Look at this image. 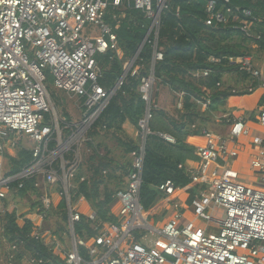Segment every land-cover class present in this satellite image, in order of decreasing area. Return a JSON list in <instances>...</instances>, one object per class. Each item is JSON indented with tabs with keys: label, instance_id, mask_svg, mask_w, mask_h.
<instances>
[{
	"label": "built area",
	"instance_id": "1",
	"mask_svg": "<svg viewBox=\"0 0 264 264\" xmlns=\"http://www.w3.org/2000/svg\"><path fill=\"white\" fill-rule=\"evenodd\" d=\"M167 2L0 0V212H4L3 200L14 183L18 189L23 181L32 179L37 180L35 188L59 185L66 202L71 250H62L58 241L51 240L49 232L35 231L33 236L44 238L65 264H264V137H251L250 127L253 122L264 129V71L255 69L248 57L230 62L238 64L240 73L250 78L247 84L241 81L239 87L246 86L249 93L262 90L263 104L251 116H228L225 135L201 131L203 143L195 147L197 166L187 169L191 185L180 188L164 183L158 187L163 194L160 213H167L160 230L149 221L151 211L144 212L140 205L144 146L151 134V107H156L152 101L153 68L163 60L158 32ZM215 5L210 0L205 7L207 26L226 23V14L215 11ZM131 10L140 11L150 20V26L136 59L133 61V56L125 63L126 75H137L133 66L152 36V68L150 75L141 79L140 86L147 108L139 122V149L131 154L125 187L113 196L115 202L110 212L117 218L116 223L94 226V236L80 239L76 238L74 226L82 214L70 203L71 181L89 153L88 131L126 76L112 90H104L99 83L102 71L97 57L114 52L122 59L116 30ZM244 14L249 16L250 12ZM242 29L247 32L248 26L243 25ZM207 75L204 71L195 76ZM235 78L239 79L236 75ZM49 79L56 90L75 100L81 112L79 122H67L60 115L46 87ZM254 83L258 85L255 90ZM209 105L206 101L202 109ZM162 138L174 143L168 135ZM52 141L55 147L49 149ZM240 141L249 145L247 165H242L246 171L242 166L238 170L230 167L237 163L238 153L245 150ZM10 148L27 149L33 158L30 166L14 176L2 173L5 152ZM191 187H197L192 197ZM181 194H186L183 201L179 199ZM51 195L44 192L40 198L45 211L52 206ZM45 211L39 213L41 220ZM87 216L95 221L93 212ZM136 230L147 231L148 235L137 240ZM79 249H83V255Z\"/></svg>",
	"mask_w": 264,
	"mask_h": 264
},
{
	"label": "trees",
	"instance_id": "2",
	"mask_svg": "<svg viewBox=\"0 0 264 264\" xmlns=\"http://www.w3.org/2000/svg\"><path fill=\"white\" fill-rule=\"evenodd\" d=\"M208 1L168 0L161 13L158 47L163 53V60L153 68L152 101L156 102L160 90H167L170 98L175 101L176 116L172 117L167 110L157 106L151 107V120L148 124L151 134L145 141L139 191L140 205L144 212L152 211L162 201L163 194L158 190L160 185L172 183L180 188L191 185L190 172L185 163L196 160V145L189 144L188 140L194 135L201 136V131L216 123V105H224L232 96L252 94L245 89L246 86L239 87L241 81L247 84L250 78L245 73L241 74L240 66L232 64L230 59L248 57L253 64L254 56L264 55V0H227V3L225 0H214L215 11L220 10L226 14V23H214L211 26L205 24ZM244 11L250 12V15L246 16ZM243 25L248 26L247 32L242 29ZM149 26L150 20L135 10L127 12L126 19L120 21L116 35L122 59L114 52L97 57L102 71L99 83L104 90H112L120 80L125 63L134 56ZM149 41L152 42V36ZM151 42L143 46L133 66L137 75L131 77L129 72L125 76L115 96L87 133L89 141L86 147L89 153L71 181L69 195L72 205L80 199L89 203L95 221H91L87 215H81L80 221L74 226L76 238L88 240L95 235L92 227L116 223L110 210L115 202L113 196L120 187L109 191L104 184L107 179H117L118 184L121 186L124 182L125 187V179L132 164L131 154L139 149V122L147 108L140 86L141 79L148 77L152 68ZM204 71L208 72L206 77L195 76ZM257 86L254 83V90ZM206 101L210 105L203 110L202 104ZM259 104H263L262 99ZM56 106H61L60 102L56 101ZM64 117L67 122H71L65 112ZM221 124L226 125V120L221 119ZM124 125L132 129V139L126 135ZM162 135L170 136L174 143L165 141ZM108 139L114 140L128 158L124 164H117L110 158L111 152L106 145ZM54 147L55 142L52 141L49 149ZM6 159L10 165L6 176L17 175L23 168L30 166L33 160L27 149H18L15 158L7 156ZM36 182V179L23 181L21 189L17 188V183L12 184L9 195L3 200L0 243L7 249L4 252L7 264H65L45 243L44 238L33 236L35 227L30 220L24 219L19 226L15 211H6L11 199L33 194L39 201L31 210L39 208L37 214L44 212L40 202L43 187L35 188ZM101 187L103 193L100 195ZM59 192L61 200L57 206H51L45 211L44 217L47 219L53 216L59 220L57 232L64 230L68 219L64 195L60 189ZM195 193L197 187H191L190 196ZM159 218L152 214L150 219L157 221ZM79 251L81 255L84 254L83 249Z\"/></svg>",
	"mask_w": 264,
	"mask_h": 264
},
{
	"label": "rangeland",
	"instance_id": "3",
	"mask_svg": "<svg viewBox=\"0 0 264 264\" xmlns=\"http://www.w3.org/2000/svg\"><path fill=\"white\" fill-rule=\"evenodd\" d=\"M252 61H253L254 67L256 69H262L264 71V55L254 56V59H252ZM227 83H229V82H227ZM46 87H47L49 96H50L53 104L55 105L56 109L60 113V115H62V117H64V112H65L71 118L72 122L73 121L79 122L80 118H81V112H80L79 108H76L75 100L73 98L67 96L63 92L56 90L53 86L52 79H49ZM258 93H260V92L256 91L255 93L250 95V99L245 100L244 105H246L248 102L253 101V99L258 95ZM247 96H249V95H247ZM239 98H242V97L241 96H232V97L228 98L227 101H229V100L236 101ZM167 99H168V97H166L165 100L162 102L161 107L164 106L163 104H165L167 102ZM56 101L58 103L60 102L61 106H56ZM154 104L156 106V105H158V102L156 101ZM216 106L218 108L217 113L220 115L215 114V118L218 117V119L217 118L216 119L218 120L219 123H213L212 125H209V128H210V130H212L216 133H219L221 135L227 134L226 133L227 132V122H226V126H222V124H221L220 117L223 114L230 113L231 115H233L237 118V117H246L250 113L254 112L252 110L251 111H244L245 109H241V108L240 109H232L227 105V102L224 105L217 104ZM164 109L167 110L172 117L176 116L175 101L173 99L169 98L168 105H167V107H164ZM256 109H254V110L256 111ZM217 120H215V122ZM250 127L253 129L251 131V137H253L256 135V132H257V129H259V126L255 123L251 122ZM126 135L131 139L133 138V137H131L132 134H130V133L126 134ZM259 135H261V134L259 133ZM64 142H66V141H63V143ZM106 145L111 152L110 158H112L114 160V162H116L117 164H124L128 160V158L126 156H124L122 149L117 146V144L114 140L108 139L106 141ZM239 145L243 146L245 150L238 153L239 157L236 159L237 163L230 165V167L234 170L240 169V167L242 165L243 166L247 165L246 160H247V157L249 154L247 153L246 148H248L249 145L247 144L246 141H240ZM10 151H11V153L14 152L12 156L10 155ZM17 151H18L17 149H13V148L6 150L5 157L3 159L2 173H6L9 169V166H10L8 164V160L6 159L7 156L15 158ZM243 166H242V169L244 171H246V168L244 169ZM243 183L248 184V181L244 180ZM104 186L107 187V189L109 191H115L119 187H120L119 189L124 188L123 187L124 182H123V185L120 186L118 184L117 179H113V180L107 179L105 181ZM103 187H101V189H100V195L103 193ZM59 189H62V188L59 185L58 186L54 185V186H52L50 191H49V189H47L45 187L41 191L42 192H49L48 194H54V195L58 196V199H59L58 201H60L62 196L59 195L60 194ZM184 197L186 198V194H181L179 199L181 201H183V200H185ZM38 201H39V198L35 197V195H33V194H28L24 197H15V198L11 199L10 202L7 203L8 204L7 209H9V211L14 210L16 215L19 218L24 216V211L36 213V216H37V211L39 210V208H37L36 210L35 209L31 210V208H33V206H35ZM87 205H88L89 209L92 211V208L89 205V203H87ZM52 207H54V203H52ZM113 218L115 219V221L117 220V218L115 216H113ZM166 218H167V215H165V216L162 215V216H160V218L157 221H152V219H149V221L157 229L160 230L164 226V224L166 223ZM58 222H59V220L53 216H49L47 219H43L42 227H41L42 232H46V231L49 232L48 235L51 237V240L54 239V240L58 241L62 246V250H64L65 252H68L71 250V242H70L69 233H68V226L65 225L63 231L57 232ZM137 223H138V221H137ZM143 235H148V232L144 231V230H136L134 232V236H135V238H137V240ZM6 251H7L6 247H2L1 243H0V264H7L6 259H5L6 254L4 253Z\"/></svg>",
	"mask_w": 264,
	"mask_h": 264
},
{
	"label": "crops",
	"instance_id": "4",
	"mask_svg": "<svg viewBox=\"0 0 264 264\" xmlns=\"http://www.w3.org/2000/svg\"><path fill=\"white\" fill-rule=\"evenodd\" d=\"M256 91H259L260 93H258V95L253 99V101H251V102H248L246 105H244V101L245 100H249L250 99V95H252V94H250L249 96H247V95H244V96H241L242 98H239L238 100H236V101H233V100H229V101H227V105L230 107V108H232V109H245L244 111H254L253 113H250L249 115H247V117L248 116H251L252 114H255V110L254 109H256V108H258L259 106H260V104H259V102H260V100H261V96H262V93H263V91L262 90H256ZM255 91V92H256ZM254 92V93H255ZM166 97H168V99H167V102L165 103V104H163L164 106L163 107H161V104H162V102L165 100V98ZM169 98H170V94H169V92L167 91V90H165V89H162V90H160L159 91V93H158V97H157V99H156V101L158 102V105H156L157 107H161V109H164V107H167V105H168V102H169ZM257 110V109H256ZM216 114H218V113H216ZM218 115H220V114H218ZM228 116H231V117H233V118H236L235 116H233V115H231L230 113H225V114H223L221 117H220V119H225L226 120V122H227V132H228V125H229V122H228V119H229V117ZM217 119H218V117H216ZM215 118V120H217ZM216 123H219L218 122V120L216 121ZM222 126H226V125H222ZM221 126V127H222ZM124 129L126 130V132H127V134H132L133 133V131H132V129L129 127V125H124ZM206 130H208V131H211V132H214V131H212V130H210V128L208 127V129H206ZM226 132V133H227ZM214 133H216V132H214ZM258 133V135H259V133L261 134V135H259V136H261V137H264V129L263 128H261V127H259V129H257V132H256V134ZM216 134H219V133H216ZM219 135H221V134H219ZM134 135L132 134V137H133ZM188 142H189V144H192V145H200V144H202L203 143V138H202V135L201 136H192V137H190L189 138V140H188ZM29 145V144H28ZM13 153L14 152H12L11 153V151H10V155L12 156L13 155ZM197 166V158H196V160L195 161H187L186 163H185V167L187 168V169H194L195 167ZM184 199H185V197H184ZM51 200H52V203H54V206H57V204L59 203V199H58V196H56V195H54V194H52L51 195ZM161 205H162V201H160V202H158L157 204H156V206L152 209V211L150 212L151 213V215L152 214H156L157 216H161V215H163L164 214V216H165V214L167 215V213L166 212H162V213H160V211H161ZM12 208V207H11ZM10 208V209H11ZM75 208L82 214V215H88L90 212H91V210L89 209V207H88V205H87V203L83 200V199H80L76 204H75ZM26 211H24V216H22V217H18V219H17V223L19 224V226H21L22 224H23V221H24V219H28V220H30L31 222H32V224L34 225V227H35V231H36V233H39V234H43V232H42V222H43V220H41V218H40V215H38L37 214V216H36V213H32V212H26ZM34 231V232H35ZM47 232V231H46ZM46 241H47V239H46Z\"/></svg>",
	"mask_w": 264,
	"mask_h": 264
},
{
	"label": "water",
	"instance_id": "5",
	"mask_svg": "<svg viewBox=\"0 0 264 264\" xmlns=\"http://www.w3.org/2000/svg\"><path fill=\"white\" fill-rule=\"evenodd\" d=\"M140 47H141V45H140ZM140 47H139V49H140ZM139 49L137 50L136 54L134 55L133 61L136 59V57L138 55V52H139ZM126 73H127V70H125V72L123 73L122 78H124V76L126 75Z\"/></svg>",
	"mask_w": 264,
	"mask_h": 264
}]
</instances>
